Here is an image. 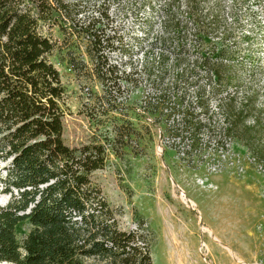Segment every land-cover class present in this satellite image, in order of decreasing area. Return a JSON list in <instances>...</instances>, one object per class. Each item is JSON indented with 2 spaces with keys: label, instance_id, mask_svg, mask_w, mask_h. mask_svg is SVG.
<instances>
[{
  "label": "trees",
  "instance_id": "1",
  "mask_svg": "<svg viewBox=\"0 0 264 264\" xmlns=\"http://www.w3.org/2000/svg\"><path fill=\"white\" fill-rule=\"evenodd\" d=\"M208 1H166L162 40L172 43L171 71L182 90L165 106L160 103L166 101L165 91L156 87L145 110L159 113L157 120L166 125L164 140L173 139L165 144L183 145L177 151L183 158L201 157L207 136L218 145L214 155L219 146L239 143L264 166V104L245 84V58H254L239 44L242 39L252 47L253 35H236L235 20L227 25L218 2ZM86 7L81 0H0V180L10 195L0 206V263L154 264L149 236L120 227L116 210L92 177L111 154L138 152L142 146V134L128 116L131 100L114 102L112 113H89L110 124L94 140L71 146L64 138L69 92L52 59L58 50L54 27L62 28V60L76 71L86 55L91 60L105 92L91 98L104 100L131 81L108 65V14ZM171 58L163 50L151 67H162L168 75ZM152 70H145L150 78ZM201 70L209 91L200 89L187 100L190 80ZM23 221L32 228L20 243L16 227Z\"/></svg>",
  "mask_w": 264,
  "mask_h": 264
},
{
  "label": "rangeland",
  "instance_id": "2",
  "mask_svg": "<svg viewBox=\"0 0 264 264\" xmlns=\"http://www.w3.org/2000/svg\"><path fill=\"white\" fill-rule=\"evenodd\" d=\"M81 1L87 4V9H100L108 14L104 19L108 26V65L131 81L121 83L122 92L113 89L104 100L91 98L90 94L105 93L101 81L93 74L91 60L86 55L85 63H77L79 71L62 60V28L54 27L58 50L52 59L69 92L70 111L64 120V138L71 146L94 140L110 124H101L89 113L107 109L112 113L116 110L114 102L131 100L134 107L128 116L142 134V146L138 152L133 148L122 156L111 154L107 165L92 174L116 210L120 227L149 236L154 264H176L167 234L171 224L178 230L186 254L191 255L190 264H264V166L239 143L219 146V154L214 155L211 152L218 145L209 142L207 136L201 157L183 158L177 152L183 145L176 143V148H170L165 144L172 143L173 139L169 136L164 140L166 125L157 120L159 113L145 110L149 103L147 97L153 95L156 87L165 91L166 101L160 102L165 106L182 90L171 71L175 55L172 43L162 40L167 36L164 7L169 0ZM211 1L221 6L227 25L235 20L236 35L242 32L253 35L252 47L248 41L239 39L244 51L251 49L254 58H245L243 78L264 104V0H210L208 3ZM81 50L85 52L84 47ZM163 50L172 57L166 65L168 75L163 74L162 67H151L152 58ZM146 68L154 70L151 78ZM206 78L201 70L200 75L190 80L187 100L195 98L200 89L209 91ZM117 109L124 112L120 106ZM3 165L0 162V177L4 174ZM9 200L10 195L2 191L0 180V206L7 205ZM31 228L28 221L17 225L20 243Z\"/></svg>",
  "mask_w": 264,
  "mask_h": 264
},
{
  "label": "bare ground",
  "instance_id": "3",
  "mask_svg": "<svg viewBox=\"0 0 264 264\" xmlns=\"http://www.w3.org/2000/svg\"><path fill=\"white\" fill-rule=\"evenodd\" d=\"M203 230H205V229H203ZM177 231L178 230H176V228L171 224V227L168 228V233H167L169 245H170V248L173 252L175 263L176 264H190L189 259H190L191 255L188 256V254H190V253L186 254V249H185L184 245L182 244V242H181L182 240L180 238V235L177 233ZM185 235H186V233H185Z\"/></svg>",
  "mask_w": 264,
  "mask_h": 264
}]
</instances>
